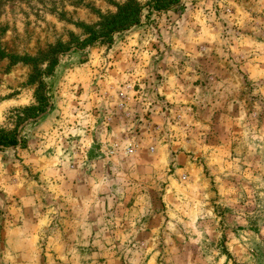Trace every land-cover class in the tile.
<instances>
[{
  "label": "rangeland",
  "instance_id": "obj_1",
  "mask_svg": "<svg viewBox=\"0 0 264 264\" xmlns=\"http://www.w3.org/2000/svg\"><path fill=\"white\" fill-rule=\"evenodd\" d=\"M127 1L0 0V190L36 264H264V0H137L77 46ZM58 43L39 80L15 59Z\"/></svg>",
  "mask_w": 264,
  "mask_h": 264
},
{
  "label": "trees",
  "instance_id": "obj_2",
  "mask_svg": "<svg viewBox=\"0 0 264 264\" xmlns=\"http://www.w3.org/2000/svg\"><path fill=\"white\" fill-rule=\"evenodd\" d=\"M180 0H151L150 6L159 11H168L175 7ZM143 7L137 0H128L125 5L121 6L117 13L111 15L103 22L99 29L89 34V37L83 41L77 42L78 47L89 46L94 43L103 41L110 42L116 33L125 32L135 25L140 24L141 13ZM67 50L63 44L58 43L52 47L48 54L44 57V61H47L48 67L46 70L39 69L38 61L30 56H18L15 55L17 62L21 61L27 64H31L34 67L33 80H39L44 73H52L54 68L58 64V55L64 53ZM38 105L26 109L27 113L33 116L35 113L45 109L48 105L47 96L44 92V83L40 81L39 87L36 91ZM18 134L16 131L4 130L0 128V148H6L10 146H16L18 144Z\"/></svg>",
  "mask_w": 264,
  "mask_h": 264
},
{
  "label": "crops",
  "instance_id": "obj_3",
  "mask_svg": "<svg viewBox=\"0 0 264 264\" xmlns=\"http://www.w3.org/2000/svg\"><path fill=\"white\" fill-rule=\"evenodd\" d=\"M13 195L15 191L10 193L7 187H2L0 190V209L9 211L11 208L10 214L6 213L7 219L0 222V264H36V251L30 244L35 237V232L25 231L23 227L26 224V218L21 214L15 215ZM19 211L22 210L19 209Z\"/></svg>",
  "mask_w": 264,
  "mask_h": 264
}]
</instances>
